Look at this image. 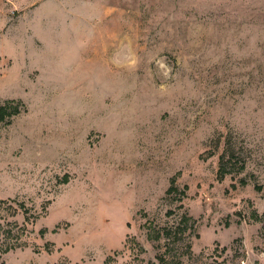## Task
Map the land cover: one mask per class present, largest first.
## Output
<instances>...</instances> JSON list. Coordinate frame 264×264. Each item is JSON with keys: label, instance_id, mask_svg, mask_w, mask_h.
<instances>
[{"label": "rangeland", "instance_id": "obj_1", "mask_svg": "<svg viewBox=\"0 0 264 264\" xmlns=\"http://www.w3.org/2000/svg\"><path fill=\"white\" fill-rule=\"evenodd\" d=\"M6 99L0 264H264V0H0Z\"/></svg>", "mask_w": 264, "mask_h": 264}, {"label": "trees", "instance_id": "obj_2", "mask_svg": "<svg viewBox=\"0 0 264 264\" xmlns=\"http://www.w3.org/2000/svg\"><path fill=\"white\" fill-rule=\"evenodd\" d=\"M24 110V104L20 100L16 99H6L2 103H0V123L2 124H9L12 117L16 116L20 112ZM219 168L217 170V177L219 179L223 178L228 172L229 169L226 167L227 164L224 162V155L219 156ZM173 188L172 185L169 186L167 189L168 191H171ZM174 190V188H173ZM41 234H43L44 229L39 230ZM19 245L18 242L11 243L8 245H4L3 247H0V250L2 252H6L12 248H15V246ZM1 246V245H0ZM109 257L105 259L107 261Z\"/></svg>", "mask_w": 264, "mask_h": 264}]
</instances>
